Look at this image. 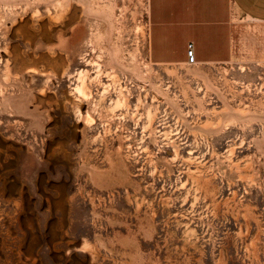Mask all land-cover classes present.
<instances>
[{"label":"rangeland","instance_id":"1","mask_svg":"<svg viewBox=\"0 0 264 264\" xmlns=\"http://www.w3.org/2000/svg\"><path fill=\"white\" fill-rule=\"evenodd\" d=\"M231 31L157 63L149 0H0V264H264V22Z\"/></svg>","mask_w":264,"mask_h":264},{"label":"crops","instance_id":"2","mask_svg":"<svg viewBox=\"0 0 264 264\" xmlns=\"http://www.w3.org/2000/svg\"><path fill=\"white\" fill-rule=\"evenodd\" d=\"M233 10L264 22V0H149L151 56L181 61L192 42L199 61L227 60Z\"/></svg>","mask_w":264,"mask_h":264},{"label":"built area","instance_id":"3","mask_svg":"<svg viewBox=\"0 0 264 264\" xmlns=\"http://www.w3.org/2000/svg\"><path fill=\"white\" fill-rule=\"evenodd\" d=\"M186 64L195 65L197 64V59L195 55V49L192 42L188 43L186 49Z\"/></svg>","mask_w":264,"mask_h":264}]
</instances>
